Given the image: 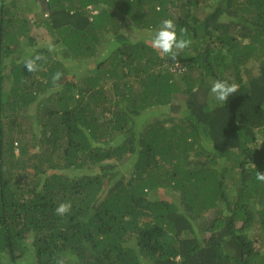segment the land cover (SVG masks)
I'll use <instances>...</instances> for the list:
<instances>
[{
    "label": "trees",
    "instance_id": "trees-1",
    "mask_svg": "<svg viewBox=\"0 0 264 264\" xmlns=\"http://www.w3.org/2000/svg\"><path fill=\"white\" fill-rule=\"evenodd\" d=\"M256 171L264 0H0V264H264Z\"/></svg>",
    "mask_w": 264,
    "mask_h": 264
},
{
    "label": "clouds",
    "instance_id": "clouds-1",
    "mask_svg": "<svg viewBox=\"0 0 264 264\" xmlns=\"http://www.w3.org/2000/svg\"><path fill=\"white\" fill-rule=\"evenodd\" d=\"M97 13V12H95ZM187 33L186 28L180 29V36L178 38L176 31V24L171 19H165L162 21L160 27L155 31L151 37L150 44L153 50L157 51L161 56L167 57L172 60L177 68H180L178 57L181 52L188 48L192 41L190 39H184V35ZM40 56H36L34 59H25L24 65L29 72L37 71L38 65L36 61L40 60ZM60 73L54 75V80L59 79ZM238 91V85L235 83L229 84L226 80H216L210 87V96H212L220 104H226L229 97L233 96ZM253 167L256 166L253 164ZM256 179L264 183V173L256 171ZM71 203H60L55 212L59 216H64L71 210Z\"/></svg>",
    "mask_w": 264,
    "mask_h": 264
},
{
    "label": "rangeland",
    "instance_id": "rangeland-1",
    "mask_svg": "<svg viewBox=\"0 0 264 264\" xmlns=\"http://www.w3.org/2000/svg\"><path fill=\"white\" fill-rule=\"evenodd\" d=\"M31 35L35 37L39 46L49 44L48 33L46 30H44L43 27L33 29ZM28 52H29V50H28Z\"/></svg>",
    "mask_w": 264,
    "mask_h": 264
}]
</instances>
